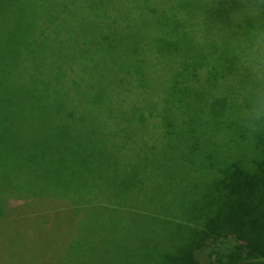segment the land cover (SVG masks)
<instances>
[{"label": "trees", "instance_id": "trees-1", "mask_svg": "<svg viewBox=\"0 0 264 264\" xmlns=\"http://www.w3.org/2000/svg\"><path fill=\"white\" fill-rule=\"evenodd\" d=\"M179 27L187 31L179 34ZM195 37L206 44L205 51L196 48L198 42H189ZM76 41H93L89 56L95 69L109 72L118 60L127 73L118 82L128 79L133 86L163 77V95L152 109L133 115L138 125L156 121L134 132L150 140L144 149L150 168L132 187H93L79 193L75 181L47 184L53 165L48 158H39L44 169L34 175L29 163L33 157L20 150L22 163H2L0 168L5 171L0 201L10 205L6 212L11 208L19 217H40L53 208L55 219L67 221L71 231L62 244L66 255L86 248L91 228L106 218L117 230L104 232L124 237L133 222L142 230L134 237V250L125 249L122 264L128 259L127 264H135L134 259L139 264H264V2L0 0V105L9 96L31 106L82 100L97 105L92 99L98 94L101 104L110 105L108 114L115 110L103 91L108 84L99 77L96 84L102 90H94L88 80L84 89L69 92L64 82L67 49ZM124 60L138 67L160 62L167 72L124 70ZM53 69L59 74H51ZM45 113L55 118L52 108L46 107ZM57 131L61 139L76 136L63 127ZM76 151L73 157L81 158L83 153ZM166 159L168 170L177 171L178 177H166L161 170L159 162ZM18 173L24 182L15 179ZM84 194L109 197L110 206H74ZM15 198L22 202L11 205ZM42 200L51 203L42 212L34 211L33 205ZM87 251L91 259L93 249ZM108 251L98 255L99 264H117L111 262L114 248Z\"/></svg>", "mask_w": 264, "mask_h": 264}, {"label": "rangeland", "instance_id": "rangeland-1", "mask_svg": "<svg viewBox=\"0 0 264 264\" xmlns=\"http://www.w3.org/2000/svg\"><path fill=\"white\" fill-rule=\"evenodd\" d=\"M176 30L179 34L187 31L184 27H179ZM195 41L199 43L198 47L196 46L199 51L206 50V44L200 43L201 41L196 37L195 40L189 42L194 43ZM92 45L93 41L88 43L76 41L73 45H69L67 49L68 74L64 82L71 86H69V92H73L75 87L84 89L88 80L93 82L94 90H102L96 84L99 81L98 77L106 80L108 85H103L105 98L108 102L116 105V109L108 114L106 110L110 105L108 103L101 104L103 98L98 94H95L97 99H92L97 105L82 100V104L76 101L74 103L64 101L63 104L55 107H52L51 104H49L50 106L44 104L31 106L17 97L9 96L6 98L8 102L0 105L1 169L4 165L2 163H22L23 160L17 156L20 155L18 151L24 150L33 157L29 163L34 175L37 176L39 171L44 169V166L39 163V158H48L53 165L48 174L47 184L55 186L58 183L64 184L66 180L75 181L76 189L80 190L79 193H83L93 187L103 191H113L120 184L132 187L141 179L143 171L150 168V160L144 156L147 154L144 149L150 140L140 138L134 132L140 128L146 129L156 121L151 118L146 121L148 123L138 125L133 115L148 114V110L152 109L157 97L163 95L161 92L164 87L163 77L147 78L144 81L136 82L133 86L129 84L128 79L118 82L120 78L127 75L120 69L121 64L118 60L113 61L109 67L112 70L109 72H104L100 66L95 69L89 56ZM122 66H124V70L125 67H128V70L135 68L148 75L155 74L153 70L163 74L167 72L160 62L142 64L138 67V64L132 60H124ZM59 72L60 70L53 69L51 74L57 75ZM130 74L137 76L133 71ZM114 78L118 79L114 80ZM73 79L76 81L75 86L71 82ZM51 88L56 89V85L53 84ZM50 98L52 99V97ZM46 107L54 110V119L45 117ZM124 116H127V123H125ZM58 127L73 130L76 136L69 140L61 139L57 131ZM162 144V142L158 143L160 147ZM76 150L83 153L81 158L73 157V154L78 152ZM159 164L166 177L169 174L175 177L179 176L177 171L168 170L167 159ZM169 164L174 163L170 161ZM136 165H139L138 169ZM174 167L177 168L178 165H174ZM14 171L16 172V170ZM55 173L59 174L58 178L55 177ZM4 175L5 171L0 172V177ZM15 179L25 181L21 173L16 174ZM144 185H147L146 181ZM90 195H82L81 203L71 202L74 206L82 209L91 207V204H97L100 209L110 206L111 198ZM120 201L122 200H117V202ZM20 202L22 200L15 198L10 204L19 205ZM50 203L47 200L39 201L33 205V210L42 212L45 204L49 205ZM57 203L59 209L64 207L59 201ZM8 205L0 201V264H99L98 255L109 253V246H112L115 251L111 262L116 261L117 264H122L127 258L125 249L129 247V250H134L136 247L134 237L136 238L142 232L137 222L131 224V233H127L124 237V234L117 232H104L106 229L115 231L117 229L114 224H108L105 221L106 218H102L103 222L100 227H92L90 234L86 236V248H79L74 252L68 251L69 253L66 255L65 248L63 253L62 244L67 240L71 231L67 221L55 219L53 208L42 213L40 217H35L38 213H33L34 215L30 216L21 214L19 217L17 214L10 213L11 208L6 212L10 206ZM60 229L62 230L61 234ZM90 247L93 249L91 259L89 258L90 252H86ZM99 249L102 251L99 252ZM134 262L139 264L136 259ZM102 264L108 263L103 261Z\"/></svg>", "mask_w": 264, "mask_h": 264}, {"label": "clouds", "instance_id": "clouds-1", "mask_svg": "<svg viewBox=\"0 0 264 264\" xmlns=\"http://www.w3.org/2000/svg\"><path fill=\"white\" fill-rule=\"evenodd\" d=\"M262 2H264V0H262Z\"/></svg>", "mask_w": 264, "mask_h": 264}]
</instances>
